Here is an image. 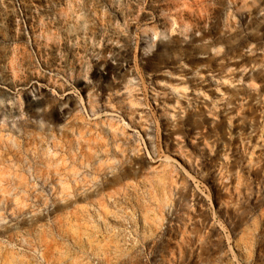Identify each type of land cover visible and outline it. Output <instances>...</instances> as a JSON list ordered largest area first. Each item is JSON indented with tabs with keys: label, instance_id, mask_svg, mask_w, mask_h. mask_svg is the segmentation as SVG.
Returning <instances> with one entry per match:
<instances>
[{
	"label": "rangeland",
	"instance_id": "1",
	"mask_svg": "<svg viewBox=\"0 0 264 264\" xmlns=\"http://www.w3.org/2000/svg\"><path fill=\"white\" fill-rule=\"evenodd\" d=\"M0 264H264V0H0Z\"/></svg>",
	"mask_w": 264,
	"mask_h": 264
}]
</instances>
